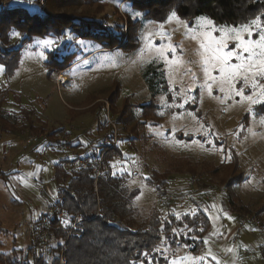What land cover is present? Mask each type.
<instances>
[{"label":"rangeland","instance_id":"obj_1","mask_svg":"<svg viewBox=\"0 0 264 264\" xmlns=\"http://www.w3.org/2000/svg\"><path fill=\"white\" fill-rule=\"evenodd\" d=\"M16 2L40 9L39 19H51L52 25L36 37L12 29L9 48H23L18 68L8 82L0 71L8 91L5 108L17 113L19 93L41 125L40 132L0 131V252L30 247L35 222L57 198L56 165L81 154L79 142L106 141L111 129L100 132V123L112 125L117 115L126 121L132 108L139 116L140 105L153 98L143 72L162 63L168 93L155 98L157 116L145 128L149 140L118 141L123 155L111 161L114 174L138 191L141 220L153 211L164 218L202 211L210 218L199 253L192 245L158 246L169 264H264V212L258 213L264 207V114L256 110L264 105V79L255 67L245 71L250 55L243 50L251 42L259 54L254 45L264 34V13L229 27L175 13L156 21L134 0H0L4 6ZM45 40L54 43H40ZM228 52L235 55L225 63L217 60ZM65 60L70 67L55 65ZM231 73L236 79L229 82ZM240 89L242 96L236 95ZM51 131L58 132L54 139L76 147L55 145L46 134ZM173 165L184 172L171 170ZM153 170L170 171L165 177L172 199L159 198L148 184ZM229 177L237 182L226 190Z\"/></svg>","mask_w":264,"mask_h":264},{"label":"trees","instance_id":"obj_2","mask_svg":"<svg viewBox=\"0 0 264 264\" xmlns=\"http://www.w3.org/2000/svg\"><path fill=\"white\" fill-rule=\"evenodd\" d=\"M134 1H136L135 6L146 12L149 19L156 21H163L171 13H175L185 20L206 16L217 25L239 27L264 13V0ZM38 10L40 9L20 2L6 6L0 4V65L3 66L7 82L18 68L23 49L9 48L8 40L11 30L18 28L26 35L36 37L44 36L45 29L52 25L51 19H39L44 14ZM43 11L47 13L45 8ZM53 31L56 32V30ZM55 65L64 69L71 66L68 60ZM143 78L152 94V100L145 105H140L139 116L132 108L126 113V121L120 120V116L117 115L116 119L112 120V125L106 126L100 123V132L111 129L106 141L98 140L97 144L91 142L89 145L79 142L76 145L77 149L81 151L83 148V152L81 154L76 152L75 157L62 159L56 165L54 179L57 198L51 211L35 222L30 247L26 250L15 247L11 251L0 252V263L60 264V253L64 246L66 247L63 251L65 264H169V257L162 256V251L158 250V246L165 243L173 247L192 245V252L199 253L210 228V218L207 214L202 211L181 216L169 213L164 218L158 211H153L141 220L140 210L135 206L138 191L130 190L124 182L125 179L115 175L111 166L114 156L123 155L120 146L114 144L115 139L120 142L149 140L145 128L150 118L157 116L159 106L155 98L159 94L168 93V83L162 63L150 64L144 70ZM4 85L0 78V131L40 132L38 112L34 108L22 105L19 93L14 95L15 99L18 96L17 113L13 116L5 108L8 91L4 89ZM103 108L105 109L104 106ZM256 110L264 114V105L257 106ZM110 113L109 110V115ZM113 125H118L117 133L116 131L114 133ZM128 129L130 134H127ZM123 132L126 136H122ZM46 134L48 138L52 137L51 142L59 147L64 148L71 144L68 141L54 139L56 138L54 135H58L57 131ZM80 161L86 162L80 169L66 168L67 164L73 166ZM99 165L100 175L96 178L93 170ZM177 169L173 165L171 170L177 171L176 173L184 172ZM185 172L194 174L192 171ZM208 173L216 175L215 171ZM165 174L169 175L170 171L160 173L153 170L147 182L155 187L159 198L172 199L168 197L169 183ZM242 178L239 175L237 180ZM234 179L236 177L225 179L226 190H231L235 186L237 181ZM59 211L66 214V221L59 219ZM262 212L264 207L258 213ZM79 215L82 221L72 229V224ZM43 236H46L45 242L42 241Z\"/></svg>","mask_w":264,"mask_h":264},{"label":"snow or ice","instance_id":"obj_3","mask_svg":"<svg viewBox=\"0 0 264 264\" xmlns=\"http://www.w3.org/2000/svg\"><path fill=\"white\" fill-rule=\"evenodd\" d=\"M29 2H31V0H29ZM137 15H139V14H137ZM209 23H210V21H209ZM244 31H248L249 35L250 36L252 35V33L247 28H245ZM14 35L19 36L20 34L17 32V33H14ZM237 38L239 39V33H237ZM40 43H43L46 46H50L54 42L45 40V41H40ZM240 43H241L242 46L245 45V42L243 40H241ZM252 47H253V45L251 44V42H249L248 46H244L243 47V50L245 52H249V55H250L249 61L246 62L247 63V68H245V71L247 72L248 69L255 67L257 69L259 77L261 79H264V34H261L259 36V41L254 45V47L260 49L259 54H257L255 51H252L251 50ZM233 55H235V53L228 52V53H225L223 56H217V60L219 62H221V63H225ZM236 59L239 60V59H241V57L240 56H236ZM205 63H208V61L206 60ZM237 67H244V65H239ZM0 71H3V66L2 65H0ZM223 71H224V69L221 68V72H223ZM235 79H236L235 73H231L229 75V77H228L229 82H231V81H233ZM243 79H244V84L247 85L249 77L247 75H245ZM233 87H234V85H233ZM257 87H258V85L254 83L253 84V90H255ZM259 87H260L261 94L264 95V86H259ZM221 91H223V88H221ZM236 95L242 96L243 95L242 89L237 90L236 91ZM247 99H251V96L247 97ZM262 102H264V101H262ZM145 255H147V254H145ZM172 264H176V262L173 261Z\"/></svg>","mask_w":264,"mask_h":264},{"label":"built area","instance_id":"obj_4","mask_svg":"<svg viewBox=\"0 0 264 264\" xmlns=\"http://www.w3.org/2000/svg\"><path fill=\"white\" fill-rule=\"evenodd\" d=\"M117 139H115V142H114V144L116 145L117 144ZM101 162V161H100ZM86 164V162L85 161H80L79 163H77V164H75V165H70V164H67L66 165V168H68V169H70V168H74V169H76V168H78V169H80V167L82 166V165H85ZM101 164V163H100ZM100 165H99V167L98 168H95L94 170H93V174L95 175V177L96 178H98L99 177V175H100ZM58 214H59V219L60 220H62V221H66L67 220V217H66V214L63 212V211H59L58 212ZM81 221H82V217H81V215H79V216H77L76 218H75V221L73 222V224H72V229H74L79 223H81ZM42 241H46V236H43L42 237ZM65 246L63 247V251L65 250ZM63 251L60 253V264H65V257H64V254H63Z\"/></svg>","mask_w":264,"mask_h":264}]
</instances>
